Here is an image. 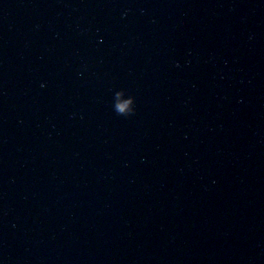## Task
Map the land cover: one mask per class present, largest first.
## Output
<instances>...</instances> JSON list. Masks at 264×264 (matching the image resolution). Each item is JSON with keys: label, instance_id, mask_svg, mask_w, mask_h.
<instances>
[{"label": "water", "instance_id": "95a60500", "mask_svg": "<svg viewBox=\"0 0 264 264\" xmlns=\"http://www.w3.org/2000/svg\"><path fill=\"white\" fill-rule=\"evenodd\" d=\"M0 264H264V0H0Z\"/></svg>", "mask_w": 264, "mask_h": 264}]
</instances>
